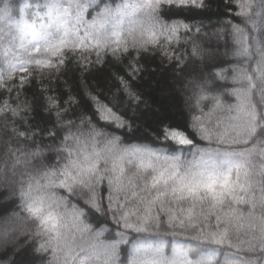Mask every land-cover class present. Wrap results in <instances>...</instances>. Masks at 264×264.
<instances>
[{
    "label": "snow or ice",
    "instance_id": "1",
    "mask_svg": "<svg viewBox=\"0 0 264 264\" xmlns=\"http://www.w3.org/2000/svg\"><path fill=\"white\" fill-rule=\"evenodd\" d=\"M35 4L0 6V264H264V0Z\"/></svg>",
    "mask_w": 264,
    "mask_h": 264
},
{
    "label": "trees",
    "instance_id": "2",
    "mask_svg": "<svg viewBox=\"0 0 264 264\" xmlns=\"http://www.w3.org/2000/svg\"><path fill=\"white\" fill-rule=\"evenodd\" d=\"M8 0H0V6L7 5ZM36 9L35 0H33V10ZM43 15V14H42ZM26 38L30 39L31 36H27ZM0 59H2V54H0ZM158 81L157 87L153 88L148 95L151 97V103L153 106V110L159 109L160 112L166 113L169 115H174L177 119H179V111L182 107V100H176L172 96L167 94V83L171 80V77L168 75H157L154 77ZM24 99V97H21ZM139 135V134H138ZM5 194L0 192V201L3 200V196ZM25 261H29L30 257L25 256Z\"/></svg>",
    "mask_w": 264,
    "mask_h": 264
}]
</instances>
